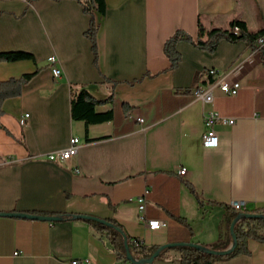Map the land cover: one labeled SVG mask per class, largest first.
<instances>
[{"label": "crops", "instance_id": "crops-1", "mask_svg": "<svg viewBox=\"0 0 264 264\" xmlns=\"http://www.w3.org/2000/svg\"><path fill=\"white\" fill-rule=\"evenodd\" d=\"M103 2L104 15L94 14L93 63L83 36L88 17L77 0H0V52L32 56L0 62V81L34 74L19 97L1 105L0 214L113 220L128 241L137 239L147 248L186 241L203 250L227 248L225 207L242 202L245 211L264 210L263 61L242 41L221 40L212 52L179 42L180 60L171 70L162 45L174 31L194 40L197 23L225 30L239 21L249 33L264 32V0ZM50 56L57 59V78L46 63ZM232 82L240 86L233 96L217 88ZM210 84H215L211 103L193 97V90ZM80 86L97 100L110 96L95 108L109 111L110 119L91 124L71 119L70 88ZM207 111L233 121L213 125L218 140L213 150L201 148ZM71 137L79 142L73 156L46 159L65 149ZM145 190L144 219L166 220L167 227H143L134 199ZM246 248L248 255L213 264H264V243L248 240ZM72 260L179 264L172 252L149 263L116 260L104 236L80 221L0 216V264Z\"/></svg>", "mask_w": 264, "mask_h": 264}, {"label": "trees", "instance_id": "trees-1", "mask_svg": "<svg viewBox=\"0 0 264 264\" xmlns=\"http://www.w3.org/2000/svg\"><path fill=\"white\" fill-rule=\"evenodd\" d=\"M81 7V11L88 17V27L83 33V36L90 43V51L93 56V63L96 58L95 47V31L96 23L94 14L103 16L105 13V5L103 0H77ZM237 27L238 33L232 31L233 27ZM264 35V32L249 33L245 30L244 24L239 21H231L225 30L210 29L205 30L197 23L196 38L191 37L181 31H174L163 43L162 53L169 63V69H174L179 63L180 57L175 50V45L179 42H187L205 52H212L218 42L225 40L233 43L242 41L248 44L251 48L258 51L264 65V52L261 47L255 46V40ZM32 56L24 52H0V62H14L19 60L31 59ZM32 74H24L19 78H10L6 81H0V116L3 114L1 105L4 100L19 97L21 88L27 84L33 77ZM113 85V84H112ZM110 97V96H109ZM97 100L93 98L83 87L77 90L70 88L69 92V114L72 120L82 121L85 124L100 123L110 119L111 113H97L95 108L101 106L109 99ZM193 194V189L185 184ZM228 212L229 225L235 221L232 228V234L235 239L234 248L225 255L212 254L213 252L222 251L226 248L225 245L213 246L208 250L201 249L196 243L191 241L178 242L182 246L171 247L159 252L157 257L163 251H175L178 256L179 264H213L219 261H225L239 255H248L246 243L248 240H254L264 243V210H251L242 212L233 211L229 206L225 207ZM30 216L56 217L57 221H80L90 226L96 234L103 235L104 239L111 246V251L115 255L116 260L127 262L125 258V246L132 260L137 263H146L149 257L158 249L159 246L153 248L144 247L141 243L134 245L128 241L127 236L122 231L121 227L113 220H101L86 215L79 214H63L56 216H45L24 213ZM255 216V217H250ZM102 222V223H101ZM190 235V234H189ZM170 244V243H169Z\"/></svg>", "mask_w": 264, "mask_h": 264}, {"label": "built area", "instance_id": "built-area-1", "mask_svg": "<svg viewBox=\"0 0 264 264\" xmlns=\"http://www.w3.org/2000/svg\"><path fill=\"white\" fill-rule=\"evenodd\" d=\"M232 31L234 33H238L237 27H233ZM255 44L257 48H260L264 44V35L259 36L255 40ZM46 63L48 66L51 67V76L53 78H57L60 76V70L55 67L57 64V59L54 56H50L46 59ZM215 84L206 85L203 88L195 89L192 92V95L194 98L198 99L203 104H209L212 101V94H211V88ZM218 90L225 96H233L237 93L240 86L238 82H232L230 84L222 83L217 84ZM27 118V114H23L20 119L18 120V123L20 125L23 124L25 119ZM135 121L138 123H141L140 118H135ZM217 122L226 123L228 125H231L233 121L231 119L223 118L218 115H216L212 111H207L203 114L202 117V125H203V132L201 134V148L203 150H213L216 148L218 144L217 135L216 132L213 130V125ZM79 146V142L77 138L71 137L68 141V146L63 150H58L55 152H51L46 155V159L50 162L55 161H65L69 159L71 156H73L76 153V150ZM177 174L179 176L184 174V169L178 170ZM148 191H144L143 194L137 198L134 199V203L137 207L138 216L141 220L143 227L148 230H157L161 227H167L168 222L166 220H145V198L147 196ZM233 211L236 212H242L245 210V205L242 202H230L228 205ZM130 243L137 245L140 242L137 239H131ZM16 253L14 252L13 255ZM69 264H90L87 260H72L69 262Z\"/></svg>", "mask_w": 264, "mask_h": 264}, {"label": "water", "instance_id": "water-1", "mask_svg": "<svg viewBox=\"0 0 264 264\" xmlns=\"http://www.w3.org/2000/svg\"><path fill=\"white\" fill-rule=\"evenodd\" d=\"M0 216L29 218V219L46 220V221H57L58 220V218H56V217L30 216V215H27V214H24V213H1ZM250 217H255V216H250ZM234 223H235V221L232 222L230 224V227H229V232H230V236H231L230 245L227 248H225L224 250H222V251H218V252L211 251L210 253L218 254V255H225V254H227L229 251H231L234 248L235 239H234V236L232 234V228H233V224ZM182 245H183L182 243H170V244H165V245L159 246L158 249L149 257V259L147 260L146 263H149L153 259H155L160 251H162L164 249H169L171 247L182 246ZM124 248H125V258H126L127 262L135 263V261L131 259L130 255H129L128 251H127L126 246Z\"/></svg>", "mask_w": 264, "mask_h": 264}, {"label": "rangeland", "instance_id": "rangeland-1", "mask_svg": "<svg viewBox=\"0 0 264 264\" xmlns=\"http://www.w3.org/2000/svg\"><path fill=\"white\" fill-rule=\"evenodd\" d=\"M166 252L176 253L175 251H167V250L163 251V253H166ZM163 253H162V254H163ZM158 254H159V253H158Z\"/></svg>", "mask_w": 264, "mask_h": 264}]
</instances>
